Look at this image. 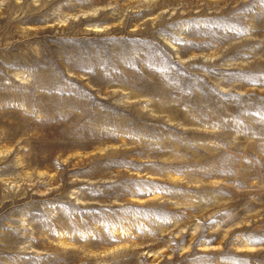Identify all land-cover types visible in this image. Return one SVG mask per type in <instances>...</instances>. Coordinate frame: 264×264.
Returning <instances> with one entry per match:
<instances>
[{
    "label": "rangeland",
    "instance_id": "obj_1",
    "mask_svg": "<svg viewBox=\"0 0 264 264\" xmlns=\"http://www.w3.org/2000/svg\"><path fill=\"white\" fill-rule=\"evenodd\" d=\"M0 264H264V0H0Z\"/></svg>",
    "mask_w": 264,
    "mask_h": 264
}]
</instances>
